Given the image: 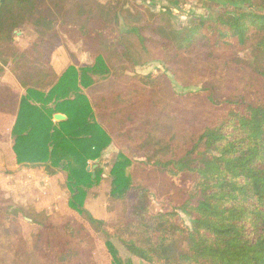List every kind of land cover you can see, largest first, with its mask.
<instances>
[{
    "label": "trees",
    "instance_id": "trees-1",
    "mask_svg": "<svg viewBox=\"0 0 264 264\" xmlns=\"http://www.w3.org/2000/svg\"><path fill=\"white\" fill-rule=\"evenodd\" d=\"M207 1L216 15L180 28L131 0H0V144L12 121L17 164L62 171L68 209L82 219L36 220L47 262L135 264L116 239L150 264H264V0ZM63 37L92 62L57 73ZM153 61L170 84L209 76L213 88L189 92L195 105L180 107L159 94L161 77L129 72ZM11 63L28 74L22 95L3 83ZM155 106L163 116L152 119ZM58 113L66 119L54 121ZM111 145L109 196L124 213L108 225L85 201ZM154 190L170 210H151ZM0 221L23 241L9 211L0 208Z\"/></svg>",
    "mask_w": 264,
    "mask_h": 264
},
{
    "label": "rangeland",
    "instance_id": "rangeland-1",
    "mask_svg": "<svg viewBox=\"0 0 264 264\" xmlns=\"http://www.w3.org/2000/svg\"><path fill=\"white\" fill-rule=\"evenodd\" d=\"M131 2L133 3L132 5L136 6L145 4L154 13L169 12L180 28L188 26L196 20L212 18L218 12V8L207 0H184L176 4H169L163 0H131ZM18 39L20 44L25 47L29 44L31 36L28 34L21 35ZM59 42L61 45L57 47L52 57L53 66L57 73L63 72L74 62L82 64L92 62L91 56L84 52L80 45L70 42L66 37L61 38ZM129 72H134L137 75H147L153 72L156 76L161 77L158 85L159 94L167 95L169 102L187 109L196 103L193 97L188 94L189 92L204 87L213 88L212 79L209 76L202 78L194 86L187 89H183L174 80L173 84H170L161 76L164 74V68L156 61L150 62L144 67H133ZM134 73L129 74L133 76L135 75ZM169 76L172 78L171 75ZM3 83L9 85L15 93L22 95L26 85L29 83V77L21 65L11 63L7 67ZM172 92L180 97L183 96L186 102L181 99H174ZM194 95L198 97L197 94ZM215 96L216 98L220 97L219 94H215ZM154 108L155 111L150 115L152 119L163 116L158 112L160 106H155ZM7 125L6 138L0 144V208L4 211H9L12 220L19 222L21 226L20 236L22 238L19 240L23 241H17L18 239L12 234V231L0 221V264H52V262H47L41 257L37 245L33 241V232L38 228L36 220L44 221L49 219L53 223L60 224L66 216L77 217L79 221H82V219L68 209L70 190L62 171L54 168L48 171L43 166L31 167L17 164L16 158L13 156L12 138L9 134L12 121H9ZM153 125H156V122ZM154 130L158 134L165 132L162 126H157ZM114 151H117L114 145L104 151L101 157V164L104 168L102 180L98 186L88 190L85 201V207L94 217L105 221L108 225L118 221L124 213L123 204L121 202H113L109 196V167L106 163L110 160L111 153ZM94 162H89L91 170L95 168L94 164L96 163ZM135 181L140 182L139 179H135ZM151 201V210L153 212L170 210L167 203L163 201L160 193L156 190L152 193ZM179 213L183 220L190 224L188 215L181 209ZM14 226H16L15 223ZM114 242L124 258L131 257L135 264H150L131 255L116 239ZM95 259H99L98 253L95 254Z\"/></svg>",
    "mask_w": 264,
    "mask_h": 264
},
{
    "label": "water",
    "instance_id": "water-1",
    "mask_svg": "<svg viewBox=\"0 0 264 264\" xmlns=\"http://www.w3.org/2000/svg\"><path fill=\"white\" fill-rule=\"evenodd\" d=\"M66 119V116L63 115V114H55L54 115V121H62V120H65ZM88 171H91V166H88L87 168Z\"/></svg>",
    "mask_w": 264,
    "mask_h": 264
},
{
    "label": "crops",
    "instance_id": "crops-1",
    "mask_svg": "<svg viewBox=\"0 0 264 264\" xmlns=\"http://www.w3.org/2000/svg\"><path fill=\"white\" fill-rule=\"evenodd\" d=\"M13 156H14V158H15V155H14V153H13Z\"/></svg>",
    "mask_w": 264,
    "mask_h": 264
}]
</instances>
